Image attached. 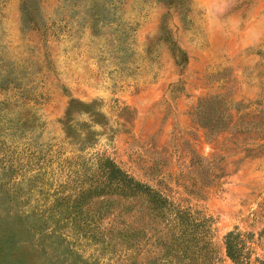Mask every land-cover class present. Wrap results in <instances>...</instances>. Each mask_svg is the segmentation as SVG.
<instances>
[{"label": "rangeland", "instance_id": "374dc122", "mask_svg": "<svg viewBox=\"0 0 264 264\" xmlns=\"http://www.w3.org/2000/svg\"><path fill=\"white\" fill-rule=\"evenodd\" d=\"M20 1L0 0V154L22 164L0 214L44 205L66 166L99 153L209 216L220 255L236 227L264 259V0H28L38 28H22ZM214 94L250 113L231 124L248 134L205 138L190 112ZM200 178L214 181L184 192ZM14 238L9 263L55 264Z\"/></svg>", "mask_w": 264, "mask_h": 264}, {"label": "trees", "instance_id": "16d2710c", "mask_svg": "<svg viewBox=\"0 0 264 264\" xmlns=\"http://www.w3.org/2000/svg\"><path fill=\"white\" fill-rule=\"evenodd\" d=\"M20 2L22 28H38L28 0ZM222 103L221 94L202 97L190 112L192 122L204 129L205 138L209 140L225 129L248 134L246 124H231L237 113H250L237 112L238 108L224 112ZM257 120L264 131V121ZM258 137L264 138V134ZM21 168L22 164L0 154V171L9 174L0 179V190L11 194L6 201L0 198L1 205L19 192L13 184L20 182L11 180L10 175ZM66 169L64 180L52 192H45L44 205L0 214V264L6 260V264H14L4 256L16 242L15 236L21 243L39 248L44 260L55 264H85L90 260L97 264L99 255L105 254L107 264H264V259L251 257V233L236 227L226 231L220 255L211 242L209 216L185 206L180 192L136 179L109 156L96 153ZM222 173L212 175L213 179ZM39 176L25 179L29 186H37L42 179ZM213 181L200 178L191 182L190 188L181 185L188 194L202 195L204 187ZM84 247L90 248L87 256L79 253Z\"/></svg>", "mask_w": 264, "mask_h": 264}]
</instances>
